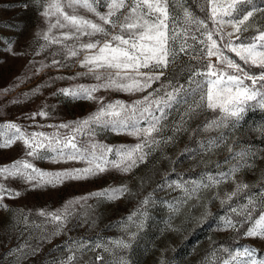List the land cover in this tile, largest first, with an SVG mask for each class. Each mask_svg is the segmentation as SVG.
Masks as SVG:
<instances>
[{"label":"rangeland","instance_id":"374dc122","mask_svg":"<svg viewBox=\"0 0 264 264\" xmlns=\"http://www.w3.org/2000/svg\"><path fill=\"white\" fill-rule=\"evenodd\" d=\"M253 5L264 8V0H253ZM182 8H186L184 4L175 0L178 18L182 15ZM210 8L208 4L209 12ZM100 10L106 11L104 8ZM169 10L172 11L171 0ZM246 24L251 27L247 32L235 33L234 44L239 43L235 40L236 35L247 42L258 31H264V11L255 12ZM45 27L44 18L39 15L33 0H0V124L15 122L28 133L44 132L50 136L59 133L64 136L70 129L55 126L79 121L95 112L99 105L88 100L69 102L57 94L58 90L79 84L92 85L98 81L92 75H77L87 72L79 62L82 55L67 58L62 52L54 55L60 51L61 45L40 49V45L46 42L36 33ZM223 31L227 33L232 28L225 25ZM194 34L197 40L189 38L187 44L191 47L181 52L176 63L170 64L164 70L165 74L146 91L128 93L101 89L95 95L103 97L104 103L119 100L131 105L169 82L187 88L186 81L191 75L189 69L203 71L206 62L197 58L203 56L201 49L204 46L199 40H206V37H201L199 32L194 31ZM215 40L222 48L225 41ZM9 46L11 51L7 50ZM222 50L224 55L247 70L235 53ZM54 59L61 63L54 65ZM210 59L213 64L218 62L216 56ZM257 70L253 68L254 72ZM100 71L104 76L108 75L106 70ZM188 100L191 103L192 97L189 96ZM187 107L181 102L166 109L167 117L162 121L165 127L158 135L159 145H154L145 161H138V166L129 172L109 169L88 179L66 180L55 187H32L18 178L0 177V183L21 193L14 198L5 195L3 203L8 208H0V264H61L62 261L67 262L71 255L75 256L72 264H113L121 256L126 257L130 264H199L201 261L208 264V260L202 258L212 243L236 234V231L223 227L225 218L232 213L228 207L231 202L222 205L216 197L217 193L223 198L225 193L233 191L234 183L227 180L218 187L209 188L199 185L208 184L209 177L219 178L245 160L249 166L240 168L236 181L248 184L247 190L264 183V119L252 113L257 109L255 107L246 111L243 119L233 121L227 127L205 130V121H210L215 114L203 111L188 118L185 116ZM41 110L48 115L33 118V114ZM145 124L142 122V126ZM89 141L115 149L135 145L140 139L110 128H97L91 136L85 130L84 134L77 136L78 144ZM25 151L20 141L0 149V166L27 159L47 172L87 167L83 161L34 159L26 156ZM241 152L247 153L244 159L233 157V153ZM109 159H112L111 155ZM205 169L212 172H204ZM119 186H127L128 192L118 199L90 196ZM193 189H196L194 193ZM81 197L89 198L73 203L66 225L53 235L55 225L47 223L38 212L60 209ZM21 211L28 216L27 225L17 223ZM215 216L217 225L204 230V224ZM33 223L43 227L37 229ZM132 233L136 235L131 248H114L113 241L127 240ZM42 235L47 239H41ZM239 242L233 252L248 247L256 249L258 255H264V240L242 235ZM97 243L107 245L112 251L96 248ZM97 256L103 259L97 260ZM228 258L227 255L225 259Z\"/></svg>","mask_w":264,"mask_h":264},{"label":"snow or ice","instance_id":"6c2138e0","mask_svg":"<svg viewBox=\"0 0 264 264\" xmlns=\"http://www.w3.org/2000/svg\"><path fill=\"white\" fill-rule=\"evenodd\" d=\"M171 2L170 12V0H33L46 25L36 33L39 39L46 42L40 45V49L61 45L60 51L54 55L60 52L66 58L82 55L79 62L87 72L77 75H92L98 81L92 85L79 84L59 89L57 94L64 96L69 102L95 101L99 107L79 121L55 126L70 129L64 136L59 133L51 136L44 132L28 133L15 122L0 124V149L11 147L20 141L26 149L25 155L34 159L83 161L87 165L84 168L47 172L35 167L27 159H20L10 165L0 166V177L18 178L32 187H55L66 180L88 179L109 169L129 172L138 166V161H145L154 145H159L158 135L165 127L162 121L167 117L166 109L173 104L185 103L188 106L185 116L188 118L203 111L214 113L210 121H205V130L227 127L233 121L243 119L244 113L250 108L264 109V31H258L247 42L236 35L235 40L239 43H233L234 34L247 32L251 25L246 22L255 12L264 11V8L253 5V0H204L205 4L211 6V14L207 19L217 26L209 29L204 19L193 15L187 8H182V15L178 18L175 0ZM101 8L106 11H101ZM225 25L230 26L232 31L225 33ZM194 31L199 32L201 37H206V40H199L204 46L201 49L203 56L197 57L205 59L206 62L203 71L189 69L191 75L186 81L187 88L185 85H173L169 82L160 89H153L131 105L119 100L104 103L103 97L95 95L101 89L128 93L146 91L165 74L164 70L170 64L176 63L181 52L191 47L187 40H197ZM214 33L226 41L222 48L235 53L247 70L224 55L217 40L213 39ZM7 50L11 51V47ZM213 56L218 57L216 64L210 59ZM52 63L58 65L61 62L54 59ZM253 68L259 71L254 72ZM102 69L108 72L107 76L102 74ZM144 69L147 71H143ZM189 96L192 97L191 103ZM36 115L46 117L48 113L41 110L34 113L33 118ZM142 122H146L145 126H142ZM97 128L127 132L139 138L140 142L115 149L94 141L77 143L78 135L84 134L85 130L89 136L94 135ZM145 148L148 149L147 152ZM110 155L112 159H109ZM245 156L246 152L233 153L234 158L244 159ZM246 166L249 165L245 160L243 164L222 173L219 178L209 177V183H201L199 187H218L221 183L232 180L233 191L225 193L223 198H220L219 193L216 194L222 205L232 202L233 197L249 188L248 184L236 181L237 172ZM195 191L193 189V193ZM127 192V186H119L92 193L90 196L115 200ZM20 194L0 183V208H8L3 203L5 195L14 198ZM88 198L81 197L70 201L60 209L40 210L38 215L47 223L54 224L52 234H58L72 214L70 209L73 203ZM229 206L234 216L240 219L225 218V229L239 232L244 224H248L249 227L241 235L264 240V197L256 201L249 195L246 204ZM19 216L17 223H29L25 213L21 211ZM33 227L40 229L43 225L33 223ZM135 235L132 233L129 239L113 241L112 244L116 249H129ZM41 239H47V236L42 235ZM95 247L103 248L106 252L112 251L103 243H97ZM223 252L229 258L224 259L222 264H264V255H258L254 248L244 247L233 252L225 247ZM74 259L75 256L71 255L67 262L62 261L61 264H72ZM96 259L101 260L103 257L97 256ZM113 264H130V261L121 256Z\"/></svg>","mask_w":264,"mask_h":264},{"label":"trees","instance_id":"16d2710c","mask_svg":"<svg viewBox=\"0 0 264 264\" xmlns=\"http://www.w3.org/2000/svg\"><path fill=\"white\" fill-rule=\"evenodd\" d=\"M180 1L184 4V6L188 10H190L193 13V15L199 17L200 19H204L206 21L209 29L215 28V24H213V22L211 20L207 19V17L210 15V12L208 10V4H205L204 0H180ZM193 29H194V26H193ZM213 37L215 39H218L219 34L214 33ZM257 71H259V70H257ZM252 113L254 115H257L258 118L264 119V109H260L259 107H257V109H254ZM193 144H194V141H193L192 145ZM204 172H212V170L205 169ZM218 172H220V171H218ZM187 178H191V177L187 176ZM249 195H251L256 201H259L262 197H264V183H262L261 185H259L256 188L245 190V192L238 194L232 200L231 206L236 207L238 205L246 204L247 203V197ZM228 207H229V209H231L230 206H228ZM230 217H233V219H240V217L234 216L233 213L230 214ZM215 225H217V217L216 216L211 218L210 220H208L204 224L203 229L204 230L209 229L211 227H214ZM247 226H248V224H244L243 227H241L239 229V232L236 231L235 236L232 238H227L224 240H217V241L213 242L212 245L210 246L209 250L205 253V255L202 259L208 260V264H221V262L228 255L227 253L223 252V248L227 247L228 249H230L232 251L235 248H237L240 245L239 241H240V238L242 236L241 233L244 232V230L247 228ZM199 264H203V262L201 261V262H199Z\"/></svg>","mask_w":264,"mask_h":264}]
</instances>
